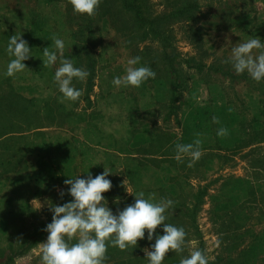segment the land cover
Returning a JSON list of instances; mask_svg holds the SVG:
<instances>
[{"label":"rangeland","instance_id":"rangeland-1","mask_svg":"<svg viewBox=\"0 0 264 264\" xmlns=\"http://www.w3.org/2000/svg\"><path fill=\"white\" fill-rule=\"evenodd\" d=\"M145 1L152 17L165 12L163 0ZM196 1L201 10L199 25H203L212 23L215 12L222 8L220 3L234 0ZM101 3L92 16L94 39L88 49V55L94 60L93 86L88 100H84L86 80L74 81L83 94L72 102L62 98L54 82L55 67L43 64V49L51 47L55 35L65 41V56L72 55L80 43L78 31L83 30L87 15L75 13L69 0H0V91L6 89L26 100H35L33 111L53 100L57 114L66 115L71 111L74 115L68 120L60 115L55 116L56 122L40 123L50 126L43 129L50 133V153L40 157L41 161H49L52 169L40 165L38 170L34 169L38 158L32 157L29 169L33 170L25 163H18L12 172L0 176V264L5 261L9 246L17 249L23 245L31 232L51 215V206L61 204L59 193L65 192L63 197H66L68 190L65 179L77 175L86 178L89 173L95 177L104 168L112 172L108 179L123 188L121 200H107L114 214L134 203L132 195L139 191L146 197L151 195L154 202L171 199L164 195L172 194L175 203L187 208L191 207L194 195L205 192L196 216L199 236L188 234L184 228L188 242L185 256L198 249L201 240L209 264H217L218 258H234L244 249L243 260L253 253L256 262L264 260V246L257 252L254 248L258 245L256 237L264 236V173L255 165L264 157V144L253 146L251 150L233 149L240 140L236 124L242 119L251 120L257 99L249 95L251 88L243 81L229 82L215 74L208 77L207 70L199 73L188 69L181 61L193 59L192 65L202 64L212 69L222 66L223 71L236 74L231 64L225 62L231 48L254 36L222 33L215 28V31L204 32L198 48L188 37V24L182 21L169 24L167 32L171 35L172 50L180 57L174 64L181 84L171 105L173 78L162 60L158 41L146 38L141 41V32L133 38L125 35L123 25H129V15L118 13L115 0L102 4L111 9L110 15H102ZM256 8L261 11V4L256 3ZM15 34L27 41L33 57L25 62L28 70L9 77L5 70L12 57L6 49L9 37ZM136 56L141 57V65L150 66L157 73L156 78L139 88H117L112 83L113 78L124 75L127 60ZM73 63L86 70V55H80V63ZM255 93L259 97V91ZM220 127L227 128V135H217ZM197 139L201 141L202 155L189 167L188 158L176 159L175 146L194 143ZM149 145L153 157L137 154ZM32 148L25 140L13 141L10 147L0 148V162L3 157L11 159L19 154L23 157ZM16 149L21 153H15ZM5 168L0 166V171ZM49 178L52 182L46 188ZM125 179V188L131 189L132 195L123 187ZM236 186L241 187L240 193H251L248 199L253 202L243 204L246 209L241 208L238 217L242 226L234 230L220 226L221 220L216 221L212 212L215 207L221 210L222 199ZM39 202L42 206L37 210ZM181 222L186 225L183 220L173 225L179 227ZM156 232L162 235V227ZM47 236L41 243L46 242ZM40 244L12 264H42ZM146 247L149 246L132 248L131 256L139 255L140 264H148L141 250ZM124 257L127 258V254ZM104 264L109 263L104 261Z\"/></svg>","mask_w":264,"mask_h":264},{"label":"trees","instance_id":"trees-1","mask_svg":"<svg viewBox=\"0 0 264 264\" xmlns=\"http://www.w3.org/2000/svg\"><path fill=\"white\" fill-rule=\"evenodd\" d=\"M115 1L118 2V13H124L130 17L129 25H123V28L126 30L125 35H131V37H129L133 38L132 36L141 32V41L146 38V40H156L160 44L162 60L166 62L168 66L167 70H169L168 73H170L173 78V88L170 99L171 105L174 104L177 98L181 84L179 70L174 64L176 59L180 57L174 52V50H172L173 44L171 42V35L167 32L169 24L180 21L188 24V37L191 39L193 45L198 48L201 47L203 42L204 32L208 30L215 31V28L218 32L235 33L242 37H247V35H249L259 37L262 41H264V0H234L231 2L228 1V3H220L222 8L215 12V15L212 17L213 21L211 20L212 23H204L205 25H199L201 10L199 8L198 1L196 0H163L165 12L157 17H152L150 15L149 8L146 5L145 0ZM105 2H107V0H104L101 3V9H103L102 15H110L111 9L109 7L107 8L108 5L102 6ZM256 3L261 4V11L257 10ZM92 23L93 17L87 16L83 30L78 31L80 36L78 42L80 43L74 49L73 54L68 56L69 59L78 64V62L80 63V55H86V70L89 72V76L86 79V96L84 100H88V94L93 86L94 60L90 58V55H88L89 43L92 39H94L91 31ZM181 61L184 62L188 69H193L199 73H202V70H207V73H205L208 77H210L211 74H215L218 75V78L220 77L224 80H228L229 82L239 83V81H243L246 84L245 86L251 88L249 95L257 99H254L256 102L253 106L255 112L250 121H244L242 119L239 123L237 122L238 124H236V128L240 130V140L237 145H234L233 149L251 150L253 146L264 144V81L256 82L251 79L247 73L236 75L233 74L232 71H223L224 68L222 66L212 69L202 64L192 65L191 63H194L193 59H181ZM256 85H258V88L255 87ZM5 90L0 91V148L6 147V145L10 147L13 141L21 140L29 142L33 145V148L30 153L23 157L19 154L21 153L19 149H16L15 152L19 154L18 156H11V159H5V157H3L4 159L0 162V166H6V168L0 171V176L12 172L14 170L13 166L18 163H25V166L29 169L32 165V162H30L32 157L38 158L35 162V166L33 167L34 169H37L38 165L43 168L52 169L53 166L50 162L41 161L42 157H40V155L44 153H50V133L43 130L44 128H49L50 126H48V123L46 126H43L40 123L48 121L49 123H53V121L56 120V117L60 115L68 120L70 117H74V115H72L71 111L70 113H66V115L57 114L54 106L55 102L53 100L44 102L41 104V108L33 111L31 107H33V102H36L35 100H26L22 96L12 93V91ZM257 90L260 93L259 97L255 93ZM151 148V145H149L148 149H145L144 151H137V154L142 155L143 157L146 156V158L148 156L153 157L154 154H151ZM24 158L25 160L23 162ZM255 165H258L264 173V157L256 161ZM31 181H33V179L30 180V182ZM51 182L52 179L49 178L45 184L46 188L50 186ZM111 182V190L103 195L108 201L121 200L123 188L117 185L116 182ZM230 188L231 187H229V189ZM240 192L241 187L236 186L231 188L230 194L221 201V210L216 207L213 209L212 216H214L216 221H219V219L221 220L219 223L220 226L224 228H233L234 230L241 228L242 224H239L241 218H238L241 208L246 209L243 207V204L245 202L252 203L253 201L248 199V196L252 195L251 193ZM164 196L170 197L174 202L173 207L166 213L168 216L166 222L175 224L178 220H183L186 225L181 222L179 227L186 228L188 234L199 236L196 216L199 211V207L202 204L205 192H200L194 195L193 202L189 208L183 207L177 202L175 203V198H172V194H165ZM71 199L72 198L69 195L63 197L60 205L69 202ZM52 215L53 213L51 212V215L47 217V220L31 232L30 236L26 239L23 245L17 249H13L9 246L7 254L5 255V261L1 264H12L16 258L24 256L35 246L40 244L48 235L44 229L47 224L51 223ZM256 238L255 240L258 245L257 247L254 246V248L257 252L258 248L264 246V236ZM72 243H75V240H73ZM138 244V246H149V242L146 237L145 240L139 241ZM198 249L203 250V243L201 240L198 243ZM245 251V249L242 250L234 258L230 256H227L225 259L218 258L217 264H264V260H257L256 262L254 253L252 254V257H246V259L243 260V252ZM125 254H127V258L124 257ZM131 254L132 248L122 251L118 247L110 246L108 247V251L106 253L107 259L105 260V263L140 264L142 261L141 257H139V255L137 256V254L131 256ZM258 255H261L260 252ZM182 256H185L184 252L181 254L169 252L165 257L163 264H180Z\"/></svg>","mask_w":264,"mask_h":264},{"label":"clouds","instance_id":"clouds-1","mask_svg":"<svg viewBox=\"0 0 264 264\" xmlns=\"http://www.w3.org/2000/svg\"><path fill=\"white\" fill-rule=\"evenodd\" d=\"M69 3L75 13L91 17L96 14L101 0H69ZM65 46L64 39L54 35L51 47L43 49L42 61L50 68L55 67L54 82L62 98L75 102L83 90L76 88L74 81H85L89 72L76 67L65 56ZM6 51L12 59L6 66L5 75L13 77L28 70L25 62L33 57V50L22 35L9 37ZM225 62L231 64L237 75L247 73L256 82L264 81V41L259 37L240 41L231 48V55ZM127 65L125 74L112 80L117 88H139L156 78L157 73L150 66L141 65L139 56L129 58ZM227 133V128L217 129L218 136ZM200 144L199 139L194 143L176 144V159L188 158L191 167L202 155ZM110 175L112 172L104 168L95 177L89 173L86 178L77 175L64 180L68 186L67 195L72 199L51 206L52 221L44 229L48 233L47 240L40 244L42 264H104L108 247H118L122 251L135 249L145 237L149 247L141 250L148 264H163L169 252H184L188 243L185 229L166 223V213L173 207V200L162 198L154 202L153 197H146L143 191L132 195L131 189L125 188V179L123 187L135 200L114 214L103 195L112 188ZM59 195L63 198L65 192L61 191ZM41 206L39 202L37 210ZM158 227H162V235L156 232ZM154 236L155 242L151 243ZM180 264H209V258L205 251L196 249L182 256Z\"/></svg>","mask_w":264,"mask_h":264}]
</instances>
